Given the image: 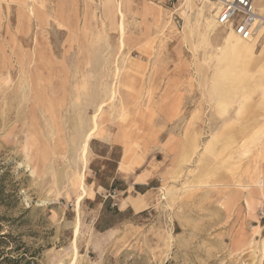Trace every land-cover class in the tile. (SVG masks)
Masks as SVG:
<instances>
[{"label":"rangeland","instance_id":"rangeland-1","mask_svg":"<svg viewBox=\"0 0 264 264\" xmlns=\"http://www.w3.org/2000/svg\"><path fill=\"white\" fill-rule=\"evenodd\" d=\"M186 33L151 0H0L3 249L264 264V37L231 64Z\"/></svg>","mask_w":264,"mask_h":264},{"label":"bare ground","instance_id":"bare-ground-1","mask_svg":"<svg viewBox=\"0 0 264 264\" xmlns=\"http://www.w3.org/2000/svg\"><path fill=\"white\" fill-rule=\"evenodd\" d=\"M120 9H121V6H120ZM213 9H214V7L211 3H205V2L196 3L193 0H186L185 1V11H183L182 14L185 18L187 30L189 31V33H186L185 35H188V34L193 35L196 32H198L200 34V36L202 37V39L208 40L209 37H212V36L218 35V34L220 35V33L222 34V32H224L223 33L224 38H223V46H222L223 47L222 56H226L225 58L228 59V61H230L231 64L235 60L240 58L241 56L248 57V55H250L251 52H253L252 51L253 46L259 44V41L264 37V30H262L255 39H253L251 41H243V40L239 39L237 36H235L232 32H226L224 29L220 30V28L217 26V24L215 22ZM194 10L197 11V13H198L197 17H193V15H194L193 11ZM119 13L121 14V16H123V13L121 10L119 11ZM194 18H195V20H194ZM121 30H123V23L121 24ZM122 33H123V31H122ZM244 64H245L244 66H247V62H244ZM260 105H262V106L264 105V100H262ZM100 110H101V107H100ZM97 116H98V114H96L94 116L93 127L90 129V131L85 136V140H84V144H83V150H82L83 151V159L85 162H86V158H87V154H88L89 141L97 134V131H98L99 126L97 123V121H98ZM81 190H82V193H81L82 195L78 198V201H77V208L78 209L77 210H79L82 200L87 195V191L85 189L83 182L81 184ZM78 220H80L79 216H78ZM79 231L80 230H79V225H78V228L76 230V237H78ZM74 262L72 264H75Z\"/></svg>","mask_w":264,"mask_h":264},{"label":"built area","instance_id":"built-area-1","mask_svg":"<svg viewBox=\"0 0 264 264\" xmlns=\"http://www.w3.org/2000/svg\"><path fill=\"white\" fill-rule=\"evenodd\" d=\"M164 4L172 12L176 29L184 25L182 10L186 0H151ZM196 3H211L217 26L227 29L243 41L255 39L264 30V16L255 6V0H193ZM264 217V210L261 211Z\"/></svg>","mask_w":264,"mask_h":264},{"label":"trees","instance_id":"trees-1","mask_svg":"<svg viewBox=\"0 0 264 264\" xmlns=\"http://www.w3.org/2000/svg\"><path fill=\"white\" fill-rule=\"evenodd\" d=\"M6 235H0V264H34L36 255L29 252L24 247H16L15 249L7 248L3 249L2 244L6 243Z\"/></svg>","mask_w":264,"mask_h":264},{"label":"crops","instance_id":"crops-1","mask_svg":"<svg viewBox=\"0 0 264 264\" xmlns=\"http://www.w3.org/2000/svg\"><path fill=\"white\" fill-rule=\"evenodd\" d=\"M255 6L258 12L264 16V0H255Z\"/></svg>","mask_w":264,"mask_h":264}]
</instances>
